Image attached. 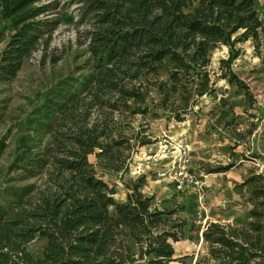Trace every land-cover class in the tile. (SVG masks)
<instances>
[{
  "label": "trees",
  "instance_id": "16d2710c",
  "mask_svg": "<svg viewBox=\"0 0 264 264\" xmlns=\"http://www.w3.org/2000/svg\"><path fill=\"white\" fill-rule=\"evenodd\" d=\"M192 2L77 0L79 22L89 25L91 72L57 81L16 129L11 159L0 166V264L173 260L174 243L185 237L186 219L177 215L183 205L160 207L141 190L145 175L126 185L124 201H116L115 189L88 157L98 151L104 169L124 172L123 149L132 140L153 143L130 127L137 115L182 122L201 97H215L209 67L220 46L227 48L220 77L249 94L232 63L240 43L250 40L257 54L264 44L255 1L198 0L190 8ZM58 6V0H0V22L10 28L0 51V84L9 83L39 47L47 49L58 22L50 15ZM7 145V134L0 135V158ZM248 181L256 182L249 221L242 227L207 222V252L195 264H264V183L260 175ZM37 235L46 242L34 258L27 245Z\"/></svg>",
  "mask_w": 264,
  "mask_h": 264
},
{
  "label": "rangeland",
  "instance_id": "374dc122",
  "mask_svg": "<svg viewBox=\"0 0 264 264\" xmlns=\"http://www.w3.org/2000/svg\"><path fill=\"white\" fill-rule=\"evenodd\" d=\"M198 0H193L192 8ZM259 18L264 22V0H254ZM57 24L46 50L34 51L24 61L16 76L7 84H0V135L7 134V148L0 158V166L11 159L17 128L40 96L65 77L81 78L91 72L88 61L87 22H79L77 0H58ZM72 16L73 21H68ZM8 22L1 21L4 38L0 51L8 40ZM241 54L232 63V70L248 87L228 82L220 77L219 59L226 58L227 48L213 50L209 67L216 89L215 97H201L194 112L176 122L165 117L153 118L150 113L137 115L130 127L141 130L153 143L139 146L131 141V148L123 149L127 169L124 172L106 170L101 157L89 155L102 178L116 191V201H124L126 185L145 175L146 194H154L160 207L180 204L177 215L186 219L185 237L174 243V256L169 264H195L206 252L207 243L202 231L207 222L244 226L249 221L252 190L260 175L264 183V44L260 54L248 40L238 45ZM76 85L74 91H78ZM2 107L4 109H2ZM125 145V144H124ZM187 152V176L197 184H186L181 190L171 177H157L158 171L170 166L173 159ZM182 151V152H181ZM229 169L215 172L218 167ZM159 200V201H157ZM110 212L113 213L112 207ZM46 240L36 236L27 245L34 258H39ZM131 249H135L130 242Z\"/></svg>",
  "mask_w": 264,
  "mask_h": 264
},
{
  "label": "built area",
  "instance_id": "2783aa9c",
  "mask_svg": "<svg viewBox=\"0 0 264 264\" xmlns=\"http://www.w3.org/2000/svg\"><path fill=\"white\" fill-rule=\"evenodd\" d=\"M188 161L187 152H185L184 149L181 155H179V158L173 159L167 169L157 172V177L162 178L172 176V179L176 181L175 187L177 190H181L186 184H197V181L194 180L191 175L187 176L186 166L188 165Z\"/></svg>",
  "mask_w": 264,
  "mask_h": 264
},
{
  "label": "crops",
  "instance_id": "0c3cea01",
  "mask_svg": "<svg viewBox=\"0 0 264 264\" xmlns=\"http://www.w3.org/2000/svg\"><path fill=\"white\" fill-rule=\"evenodd\" d=\"M144 192V191H143ZM150 194H152V193H150ZM154 195V194H153ZM157 201H159V200H157Z\"/></svg>",
  "mask_w": 264,
  "mask_h": 264
}]
</instances>
